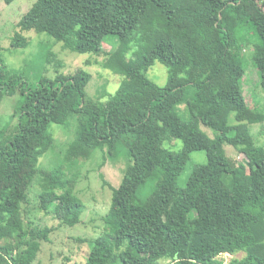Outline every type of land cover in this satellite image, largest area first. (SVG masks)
<instances>
[{"label":"trees","instance_id":"trees-1","mask_svg":"<svg viewBox=\"0 0 264 264\" xmlns=\"http://www.w3.org/2000/svg\"><path fill=\"white\" fill-rule=\"evenodd\" d=\"M141 1L36 0L28 11L43 19L45 35L73 53L99 54L103 44L129 39L130 55L119 64L123 79L104 98L86 96L90 74L84 68L59 72L54 53L43 62L37 52L35 59L54 74L33 83L16 70L7 78L0 57V98L18 97L17 124L0 131V264H33L49 241L53 228L27 219L36 177L38 210L61 227L80 222L85 205L67 173L103 148L126 163L119 185H108L100 234L77 238L88 243L83 264H264V146L251 134L264 114L245 101L239 54L251 48L264 91V0H148L155 28L146 30L143 12L134 8ZM252 14L259 33L248 32ZM28 45L15 31L6 49ZM155 63L166 69L164 86L147 77ZM70 117L76 121L72 139L55 167L41 169L55 143L51 127L64 128ZM197 123L214 137L204 149L206 162L192 165L179 185L189 159L164 144L191 136ZM229 143L249 155L229 158ZM148 183L152 191L143 196ZM193 188L210 195L199 200ZM154 248L161 253L151 260ZM238 253L243 256L227 263L218 258Z\"/></svg>","mask_w":264,"mask_h":264},{"label":"rangeland","instance_id":"rangeland-1","mask_svg":"<svg viewBox=\"0 0 264 264\" xmlns=\"http://www.w3.org/2000/svg\"><path fill=\"white\" fill-rule=\"evenodd\" d=\"M36 0H0V57L2 65L6 67V77L16 70L24 76L23 80L36 82L39 78L51 79L54 72H50L41 65L40 60L35 59L37 52L46 60V55L55 54V60L62 65L59 72H69L76 68H84L90 74L88 84L85 88L86 96L95 100L104 98L106 94L116 91L123 73L119 70L120 61L124 56L130 55L127 49L129 39L112 45L103 44V52L99 54H77L65 50L61 43L54 41L41 31L43 19L39 16L28 14L31 5ZM135 10L143 12L140 27L144 30L155 28L154 21L146 12L149 9L148 0H142L136 5ZM252 23L248 26L250 34L259 33L255 24L253 14ZM18 25L25 29H20ZM162 28V27H161ZM164 29V26H163ZM162 29V30H163ZM15 31H20L29 41L26 48L6 49L10 45V38ZM242 64L245 70L243 81V95L246 103L264 114V91L259 85V73L252 62L250 47H243L239 50ZM34 57V59L30 57ZM54 60V61H55ZM147 77L153 83L164 86L167 82L166 69L159 63H155L147 73ZM18 97L0 98V131L6 128L7 124L12 128L17 124L15 108ZM180 116H187V113L180 108ZM76 128L74 117H70L64 128L51 127L54 136V147L50 149L41 159V169L53 168L58 164L60 155H63L68 142L72 139ZM4 131V130H3ZM252 137L259 146H264V122L254 125L251 129ZM214 135L208 128L200 124L194 125V132L189 137L176 135L166 141L164 147L171 151H183L189 159L186 169L179 176L178 183L183 185L190 175L192 165L204 164L206 162L205 147L212 141ZM226 156L236 161L242 160L250 150L244 146H235L232 143L224 145ZM123 156V153L121 152ZM126 160L109 157L106 149L95 151L90 159L76 168H71L67 176L75 179L74 191L85 205V210L78 224L72 227H61L57 221L45 216L37 208V195L40 190V177H36L29 189L30 203L27 209V219L39 227L53 228L49 235V241L42 242L40 252L33 264H83L88 252V243L77 242V238L91 240L100 234L101 218L104 216L110 205L111 190L108 185L117 187L122 178ZM153 184L148 183L141 193L143 196L152 191ZM199 200L209 197L207 190L193 188ZM193 203L188 205L189 208ZM161 253V248H154L150 255L153 260ZM242 253L235 256L229 254L220 255L218 258L227 263L232 257L241 258ZM165 259L159 260L156 264H167Z\"/></svg>","mask_w":264,"mask_h":264}]
</instances>
